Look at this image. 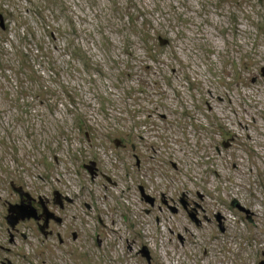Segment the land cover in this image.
I'll use <instances>...</instances> for the list:
<instances>
[{
	"label": "rangeland",
	"instance_id": "1",
	"mask_svg": "<svg viewBox=\"0 0 264 264\" xmlns=\"http://www.w3.org/2000/svg\"><path fill=\"white\" fill-rule=\"evenodd\" d=\"M144 9L171 16L158 37L137 29ZM0 14V203L11 180L42 187L60 177L79 182L83 209H127L115 231L131 238L140 224L160 264H238L219 254L237 245L238 260L263 258L264 0H0ZM91 159L117 168L116 187L93 181ZM139 183L219 193L227 231L177 229L181 243L166 217L145 210ZM232 198L255 224L229 209ZM114 249L141 261L122 240Z\"/></svg>",
	"mask_w": 264,
	"mask_h": 264
},
{
	"label": "flooded vegetation",
	"instance_id": "2",
	"mask_svg": "<svg viewBox=\"0 0 264 264\" xmlns=\"http://www.w3.org/2000/svg\"><path fill=\"white\" fill-rule=\"evenodd\" d=\"M88 140L90 141L91 138L89 137ZM115 142L117 147L127 146L119 139ZM131 146L133 150L136 149L135 145ZM133 156L136 158V167L140 168L142 165L140 154L134 153ZM92 161L95 162V166L91 172L88 165ZM83 166L92 176L93 181L105 185L101 181L105 179L115 187L118 185L115 179L118 178L115 175L117 168L101 167L97 159H91ZM108 168L110 173L106 172ZM111 168L114 169L112 173ZM61 179L59 177L56 183H47L42 187L33 182L29 183L27 180L10 181V192H7L8 196L5 195L6 197L0 203V264H39L40 260L41 264H160L146 244L145 235L138 229L141 227L140 224H137L135 228L137 233L133 232L131 238L129 234L124 235L121 230L115 231L114 227L120 228L124 226V222L129 223L130 218L125 217L127 209L116 207L104 209L98 207L96 202L94 204L85 202L86 209H83L81 207L83 192L79 182H75L71 187ZM138 189L141 200L150 206L145 210L159 211L161 216L157 217V222L161 221L162 216L166 217L169 231L175 233L181 243H185L188 238L177 229L191 234L196 231L203 233L202 237H205L206 233L214 228L225 233L229 227L223 211L225 208H220L227 203L219 193L199 191L177 193L176 189L158 192L144 183H139ZM87 195L91 196V192H87ZM94 196L90 198H96ZM108 196L114 201L113 203L115 200H120V197L115 196L114 193L104 194L103 199H108ZM0 198H2L1 193ZM229 202L230 210L240 217L244 214L245 219L255 224V213L247 203L238 198H232ZM19 205L30 206L32 214L10 223L9 208ZM91 221L93 223L89 224ZM134 222H138L137 219H134ZM142 225H146L145 220L142 221ZM115 232H118L121 237L108 240L104 236ZM121 240L129 253L138 260V257L141 258L139 263L138 261L129 262V256L125 259L123 255H116L114 247ZM154 241L157 243L156 240ZM245 242L248 246V240ZM228 247L225 253L219 252V254L226 257L228 253V258L237 261L238 264H264V256L254 261L250 258L248 263L243 257L238 260L236 257L244 252L237 250L238 245L235 246L237 251L232 249V246ZM145 250L148 251L149 259L144 253ZM205 251L204 254H206Z\"/></svg>",
	"mask_w": 264,
	"mask_h": 264
},
{
	"label": "trees",
	"instance_id": "3",
	"mask_svg": "<svg viewBox=\"0 0 264 264\" xmlns=\"http://www.w3.org/2000/svg\"><path fill=\"white\" fill-rule=\"evenodd\" d=\"M138 10L134 11L132 14L136 13ZM146 17L144 18L143 22L140 24V26L137 28L139 32L147 38V40L151 36H159L161 33L165 32V24H170L172 22L171 16H168L165 20H156L155 18V12L148 11L147 9H144ZM151 49H149L147 52H150ZM153 51V49H152ZM151 51V52H152Z\"/></svg>",
	"mask_w": 264,
	"mask_h": 264
},
{
	"label": "water",
	"instance_id": "4",
	"mask_svg": "<svg viewBox=\"0 0 264 264\" xmlns=\"http://www.w3.org/2000/svg\"><path fill=\"white\" fill-rule=\"evenodd\" d=\"M2 20H3V17L0 14V21H1V25L3 27ZM161 42L164 44L167 41L162 39ZM94 166H95V162L92 161L90 163V165H88L89 171L92 172ZM30 209H31V207L30 206H26V205L11 206L9 208V216H8L9 222L13 223V222H16L18 218H24L25 216H30V214H32L30 212ZM144 253H145L146 257H148V259H149L148 251L145 250Z\"/></svg>",
	"mask_w": 264,
	"mask_h": 264
},
{
	"label": "built area",
	"instance_id": "5",
	"mask_svg": "<svg viewBox=\"0 0 264 264\" xmlns=\"http://www.w3.org/2000/svg\"><path fill=\"white\" fill-rule=\"evenodd\" d=\"M166 40L167 42L166 43H164V44H168V42H169V40L168 39H166V38H163V37H160V39H159V41L161 42V40ZM161 44H163L162 42H161Z\"/></svg>",
	"mask_w": 264,
	"mask_h": 264
}]
</instances>
